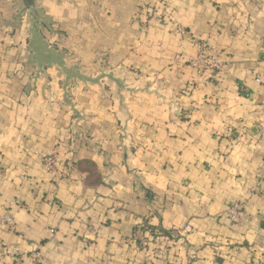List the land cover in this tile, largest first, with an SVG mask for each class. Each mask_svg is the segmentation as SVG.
I'll return each instance as SVG.
<instances>
[{"label":"crops","instance_id":"1","mask_svg":"<svg viewBox=\"0 0 264 264\" xmlns=\"http://www.w3.org/2000/svg\"><path fill=\"white\" fill-rule=\"evenodd\" d=\"M37 5L68 65L135 75L72 80L66 103L60 70L28 64L20 0H0V215L17 226L0 228V264H264V0ZM195 37L222 51L220 74L188 64Z\"/></svg>","mask_w":264,"mask_h":264},{"label":"built area","instance_id":"2","mask_svg":"<svg viewBox=\"0 0 264 264\" xmlns=\"http://www.w3.org/2000/svg\"><path fill=\"white\" fill-rule=\"evenodd\" d=\"M184 36L188 35L185 30H182ZM194 44L196 47V56L188 61V64L193 68L197 69L199 74H203L206 71L213 72L215 74L221 73L224 68V62L221 60L222 51L216 46L210 44L209 42L203 40L200 37L194 38ZM180 56H175L172 60L177 66L180 65ZM257 83H262L264 81V69L258 74L256 80ZM42 164L45 170L51 175L56 176L59 172V153L58 149H55L51 154L44 155L42 157ZM251 193H257V190H251ZM14 202L11 203L13 205ZM244 204L240 201L235 202L228 211V217L232 223L240 222L244 217ZM6 228L12 233L17 232V226L13 219L6 213L0 215V228ZM189 230V227H186ZM97 231L93 232V240H90L89 246L92 242L96 240ZM155 241L158 245H161V235L158 231L154 233ZM11 254H16V251L9 252ZM34 256L39 258V254L35 253Z\"/></svg>","mask_w":264,"mask_h":264},{"label":"water","instance_id":"3","mask_svg":"<svg viewBox=\"0 0 264 264\" xmlns=\"http://www.w3.org/2000/svg\"><path fill=\"white\" fill-rule=\"evenodd\" d=\"M20 2H21V10L19 15L22 16L26 14L29 18V22H30L29 31L31 35L29 40V49L32 52V56L37 60L35 61L39 74L44 72V67H45L44 65L46 64L47 68L56 66L60 70V74L63 75V73L66 72L62 67L63 66L62 53L52 48L49 49L47 47L45 40L41 35V28L44 25H49L50 20H48L45 17L44 12L38 8L37 0H20ZM108 77H109V81H112V79H110V76ZM71 79L72 78H67L65 76L63 81V91H64L65 101H68L66 96H67L68 86L72 81ZM113 82L119 83L120 81H113Z\"/></svg>","mask_w":264,"mask_h":264},{"label":"rangeland","instance_id":"4","mask_svg":"<svg viewBox=\"0 0 264 264\" xmlns=\"http://www.w3.org/2000/svg\"><path fill=\"white\" fill-rule=\"evenodd\" d=\"M40 9V8H39ZM147 9H150L149 7ZM43 11V9H40ZM44 12V11H43ZM148 14H149V11H147ZM44 15H45V12H44ZM45 17H47L45 15ZM155 15L152 14V17H148L146 18V21L145 23L143 22V26L146 28L147 26H149V22L154 19ZM155 21H160L159 18H156ZM161 22V21H160ZM46 29H49L51 30V33H54L53 31V24L51 23V21L49 22V25H44L42 28H41V35L43 37V39L45 40L46 44H47V47L50 49H55L57 50L58 52L62 53V62H63V69L65 70L66 73H63V75L61 74V77L62 79L65 78V76L67 78H72L71 80H76V81H79L80 83L84 84V85H100L102 82H104V80L106 81H109V77L110 76V79H112V81H123V82H127V81H131L133 79V76L135 75V71L133 69H125V68H121V69H99L97 72H94V73H86L83 71V68L81 67V65L79 64H73V65H68L67 63H69L70 59H69V56L68 54L64 53V52H61L56 45H52L50 43V39L46 38L45 35H44V31ZM31 36V35H30ZM31 52V51H30ZM36 59L32 56V52H31V56L29 58V61H28V64H36ZM173 60V59H172ZM171 60V63L174 64ZM222 60V58H221ZM176 65V64H174ZM213 73V72H212ZM215 74V73H213ZM220 74V73H218ZM71 75V76H70ZM216 75V74H215ZM75 78V79H74ZM133 90V89H131ZM68 101H65L66 103H70L71 104V101L69 99H67ZM72 105V104H71ZM83 141L85 140V135L82 134V133H75L72 135V138H71V141H72V144L76 141ZM51 154V153H49ZM49 154H46V155H49Z\"/></svg>","mask_w":264,"mask_h":264}]
</instances>
